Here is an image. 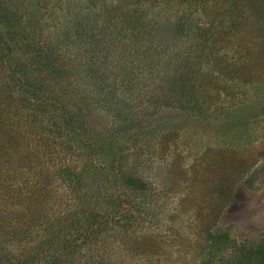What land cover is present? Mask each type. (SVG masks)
I'll return each instance as SVG.
<instances>
[{"label": "rangeland", "instance_id": "rangeland-1", "mask_svg": "<svg viewBox=\"0 0 264 264\" xmlns=\"http://www.w3.org/2000/svg\"><path fill=\"white\" fill-rule=\"evenodd\" d=\"M0 2L25 82L89 139L0 57V264H198L209 227L260 238L264 17L234 0Z\"/></svg>", "mask_w": 264, "mask_h": 264}, {"label": "trees", "instance_id": "trees-1", "mask_svg": "<svg viewBox=\"0 0 264 264\" xmlns=\"http://www.w3.org/2000/svg\"><path fill=\"white\" fill-rule=\"evenodd\" d=\"M225 1V0H224ZM235 9L233 12H237V8L241 4L242 7H245V11L247 13L253 14L256 19H260L264 17V0H234ZM243 10V11H244ZM226 11V10H225ZM12 8L8 7L4 4V2H0V57L6 56L7 63H4L7 68V74L10 76L12 82L17 87V91L24 95L27 101H33L32 103L36 105V107L43 105L44 103H48V106L51 108L56 107L59 108V115H56L55 121L60 122L61 126L65 133L69 134L70 139L77 140L81 142L80 146L85 147L86 142L89 141L86 136V132L79 127L74 122V116L71 111H69L65 106L59 107L57 106V102L49 101L53 98L50 93H42L36 89H34L31 85H28L25 82L24 78V70L23 68L25 61L21 59L14 53L15 42L13 38L10 23L8 20L11 18ZM227 13H232L230 11H226ZM13 22V21H12ZM13 24V23H12ZM257 27V26H256ZM18 60V61H17ZM25 79V80H24ZM260 112H264V105L261 107ZM95 146H92L94 156H102L104 153L103 146L97 142H94ZM114 156H110L109 160L114 162ZM88 161H91V169L95 174H104L105 170L99 167L97 164V160L95 158L88 157ZM239 175V174H238ZM83 177H81L82 180ZM117 186H119L118 178H115ZM232 193V192H231ZM233 197V193L229 196V202H231V198ZM202 247L200 248L201 255H204L202 261L198 264H264V233L260 236L259 239H246L241 238L240 240L232 239L228 232H222L219 229L209 227L207 229V238L202 241ZM72 245V244H71ZM69 245L66 246V250L70 251L71 248ZM55 255V253H54ZM51 256V255H49ZM51 259V257H48ZM47 258V259H48Z\"/></svg>", "mask_w": 264, "mask_h": 264}]
</instances>
